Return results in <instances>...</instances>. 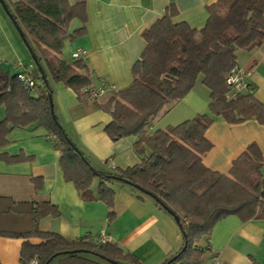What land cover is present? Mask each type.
<instances>
[{"label": "trees", "instance_id": "16d2710c", "mask_svg": "<svg viewBox=\"0 0 264 264\" xmlns=\"http://www.w3.org/2000/svg\"><path fill=\"white\" fill-rule=\"evenodd\" d=\"M6 5L22 30L23 42L29 43L36 55L37 68L32 71L36 86L27 89L20 81L21 72L10 74L0 66V107L6 108V118L0 120L1 144L6 143L12 129L37 124L48 131L60 151L65 179L75 183L85 200L94 199L91 184L95 178L100 179V199L111 209L115 191L110 184L114 181L151 195L178 219L183 236L182 248L163 264H203L205 251L198 243L218 222L231 215L244 222L264 218V159L256 143L233 161L228 173H221L204 162L213 148L207 137L213 124L209 115L148 131L151 120L166 105L183 99L200 77L211 91L209 108L213 115L222 116L229 124L256 119L264 125V103L253 92L235 94L227 83L238 67V50L250 51L264 43V0H218L207 7L209 19L201 30L186 22L175 23L178 10L170 5L165 16L143 33L146 47L133 66V83L112 91L104 103L88 95L87 89L94 84L85 61L73 57L68 61L62 53L65 41L86 33L85 0L74 4L69 0H17ZM75 19L83 26L70 31ZM52 81L72 88L80 101L92 100L111 114L105 131L113 141L137 137L134 147L143 156L141 163L114 171L96 169L52 113ZM54 213L58 214L57 209ZM114 216L112 209L110 219ZM24 235L43 240L36 245L25 242L24 263L37 258L39 264H47L59 258L58 264H141L136 256L112 243L68 241L39 229Z\"/></svg>", "mask_w": 264, "mask_h": 264}, {"label": "crops", "instance_id": "0c3cea01", "mask_svg": "<svg viewBox=\"0 0 264 264\" xmlns=\"http://www.w3.org/2000/svg\"><path fill=\"white\" fill-rule=\"evenodd\" d=\"M69 1L74 4L79 0ZM217 1L85 0L86 33L65 41L63 57L71 61L77 48L85 49L82 59L90 70L94 86L107 83L114 90H123L133 83V66L146 47L144 31L164 17L170 5L178 10L173 17L175 23L186 22L201 30L209 19L207 7ZM82 26L75 19L70 31ZM27 49L10 28L0 3L1 69L10 74L28 69ZM237 56L238 67L252 85L253 95L264 103V43L250 51L238 50ZM51 85L56 115L96 169L114 171L141 163L143 156L134 147L137 137L113 141L107 135L105 129L112 121L111 114L96 107L92 100L80 101L76 92L63 83L52 81ZM109 96L110 93L98 98L99 103L106 102ZM210 103L211 91L200 77L183 99L166 105L151 120L148 131L152 133L157 128L164 129L206 114L213 118L207 131L213 148L204 157L208 167L228 173L233 161L251 143L259 146L264 159V125L256 119L229 124L222 116L211 113ZM5 118L6 108L1 106L0 120ZM6 140L5 144L0 143V215H11V201L19 214L31 218L33 225L26 231H13L4 228L6 219H0V264H24L25 242L36 245L43 241L24 235L34 229L57 233L68 241L85 239L95 244L105 230L110 243L136 256L141 264H163L182 248V231L174 216L151 195L128 183L110 184L115 191L114 219H110L112 209L100 199L99 178L91 184L94 199L85 200L75 183L65 179L60 151L44 127L33 124L14 128ZM198 246L205 251L203 264H264V218L244 222L231 215L218 222Z\"/></svg>", "mask_w": 264, "mask_h": 264}, {"label": "built area", "instance_id": "2783aa9c", "mask_svg": "<svg viewBox=\"0 0 264 264\" xmlns=\"http://www.w3.org/2000/svg\"><path fill=\"white\" fill-rule=\"evenodd\" d=\"M85 54H86L85 49L77 48L72 53V57L74 59H82V57ZM19 78L27 89H33L36 86L33 73L28 69H24L23 71H21ZM227 83L231 87V89L235 92V94L253 92V87L248 81L246 74L239 67H236L232 70L229 77L227 78ZM112 91H114V88L107 83H103L100 87L93 86L87 89L88 95L92 99H98L102 96L111 93ZM110 241H111L110 236L106 233L105 230H102L98 238V243L106 244V243H110ZM24 264H39V260L37 258H34L30 262Z\"/></svg>", "mask_w": 264, "mask_h": 264}, {"label": "rangeland", "instance_id": "374dc122", "mask_svg": "<svg viewBox=\"0 0 264 264\" xmlns=\"http://www.w3.org/2000/svg\"><path fill=\"white\" fill-rule=\"evenodd\" d=\"M5 2H7V3H9L10 2V0H5ZM0 3H1V6H2V8H3V10H4V12H5V14H6V18H7V20H8V22H9V25H10V28L13 30V32H14V34L16 35V37L18 38V40L24 45V47L25 48H27V46L25 45V43L23 42V40H22V37H21V35L19 34V32H18V30H17V28L15 27V25L13 24V22L11 21V19H10V17H9V15H8V13L6 12V10H5V7H4V5L2 4V2H1V0H0ZM28 50V49H27ZM28 57H27V60H26V63L28 64V70L29 71H33L34 69H36L37 67H36V64L34 63V61H32V57H31V55H30V52L28 51ZM38 83L41 85L42 84V81H38ZM158 129V128H157ZM10 203H11V209L12 210H10V212H11V215H5V216H3V217H1V215H0V219L1 218H4V219H6V225L4 226V228H6V229H8V230H13V231H26V230H29V229H31L32 228V225H33V223L32 222H30V220H31V218H29V217H24V216H22V214H19L18 212V208L17 207H15L14 206V204L10 201ZM19 204V203H18ZM22 205H24V204H22ZM21 205V206H22ZM25 206V205H24ZM10 214V213H9ZM18 218V219H17ZM17 219V220H16ZM58 258H57V260L55 259L54 261H53V263L52 264H58Z\"/></svg>", "mask_w": 264, "mask_h": 264}, {"label": "water", "instance_id": "95a60500", "mask_svg": "<svg viewBox=\"0 0 264 264\" xmlns=\"http://www.w3.org/2000/svg\"><path fill=\"white\" fill-rule=\"evenodd\" d=\"M1 2H2V4L4 5L5 10H6V12L8 13V15H9L11 21L13 22V24H14L15 27L17 28L19 34L22 36V38H24L23 33H22V30H21L20 26L18 25L17 21L14 19L13 15L10 13V11H9L7 5H6L5 0H1ZM26 46H27V48L29 49V51H30V53H31V55H32V58H33L34 62H37L36 55L32 52V49H31V46L29 45V43H26ZM38 68H39V70L42 72V78L44 79V81H45L46 84L48 85L49 82H48L47 77H46V75H45V73H44V71H43L42 66H41V65H38ZM49 99H50L51 111H52L53 114H55V110H54V101H53V95H52V94L49 95ZM176 221L178 222V219H176ZM47 264H50V263L48 262Z\"/></svg>", "mask_w": 264, "mask_h": 264}]
</instances>
